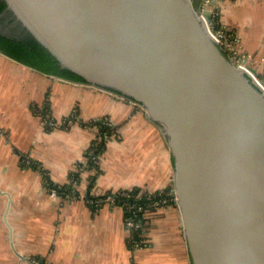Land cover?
I'll use <instances>...</instances> for the list:
<instances>
[{
    "label": "water",
    "instance_id": "obj_1",
    "mask_svg": "<svg viewBox=\"0 0 264 264\" xmlns=\"http://www.w3.org/2000/svg\"><path fill=\"white\" fill-rule=\"evenodd\" d=\"M4 1L61 67L162 130L193 264H264V90L218 43L216 1Z\"/></svg>",
    "mask_w": 264,
    "mask_h": 264
},
{
    "label": "crops",
    "instance_id": "obj_2",
    "mask_svg": "<svg viewBox=\"0 0 264 264\" xmlns=\"http://www.w3.org/2000/svg\"><path fill=\"white\" fill-rule=\"evenodd\" d=\"M215 4L220 28L233 30L264 78V0ZM43 107L44 117L37 110ZM75 107L77 121L44 123L50 116L60 123ZM101 118L115 126L116 135L98 166L73 183L77 192H172V152L139 104L0 52V264H193L178 206L151 218V247L132 250L120 205L105 202L95 210L85 199L51 195L50 186L70 184L76 164L101 141L99 128L87 125Z\"/></svg>",
    "mask_w": 264,
    "mask_h": 264
},
{
    "label": "trees",
    "instance_id": "obj_3",
    "mask_svg": "<svg viewBox=\"0 0 264 264\" xmlns=\"http://www.w3.org/2000/svg\"><path fill=\"white\" fill-rule=\"evenodd\" d=\"M6 6H7L6 2L4 0H0V13L6 8ZM217 26H219V24ZM24 34L25 35L21 38H15L0 33V50L3 53L13 58L23 63H26L30 66H33L35 68H38L46 73L54 74L72 81L86 82L85 78L80 74L68 68L61 67L55 56L52 55L47 48L42 46L37 40H35L29 34L27 33ZM38 109L41 110L44 114L48 110L47 107H43V109L37 108V110ZM91 124L98 125L99 137L100 135L104 137L105 134H108L110 139V137L116 135L115 126L112 123H110V121L108 120L106 123L103 121V118L96 119ZM109 139H101V141L95 142L92 145V147H95V151L92 154H89V159H90L89 165L83 170H76L72 177V181L73 180L78 181L81 178V175L84 170L92 169V167L98 166L97 160L99 158V155L103 152L104 148L106 147V143L108 142ZM58 187L61 189L75 188L72 182H70V184H65ZM126 191L131 194L129 198L120 195H116V196L119 201L131 200L132 202H137L143 205L144 211L139 214V218H138V220L141 222H144L145 220H151V218L158 216L159 213L162 211V209L166 208L167 206H175V207L178 206L175 197L171 195L170 189L163 191L161 196L156 197V199L158 198L167 199L165 203H162V205L159 204L158 206L148 205L147 196L145 195V193H149V192H142L140 188H136V187L129 188ZM108 194H116V192L110 191L109 193L103 196H94L89 192L87 196L92 198H103L106 197ZM142 224H143V228H145V224L144 223ZM137 237L138 239H144V237H147V230L146 233L144 234V229H141V232L137 234Z\"/></svg>",
    "mask_w": 264,
    "mask_h": 264
},
{
    "label": "built area",
    "instance_id": "obj_4",
    "mask_svg": "<svg viewBox=\"0 0 264 264\" xmlns=\"http://www.w3.org/2000/svg\"><path fill=\"white\" fill-rule=\"evenodd\" d=\"M213 12V11H212ZM218 23H215L214 20V14H213V24L211 29L215 30L214 35L218 41V43L222 46V48L224 49V51H226V53L228 54L229 57L233 58L234 62L238 63L239 66L244 69L253 79V81L255 83H257L263 90H264V78H262L259 74H257L253 69H252V65L249 62V60L247 59L246 55H244L238 48V43L237 41H235V36L233 37L232 35L228 34V31L225 30L224 28H218ZM116 93V92H115ZM117 97L120 98H126L118 93H116ZM127 99V98H126ZM41 115L46 116V114H44L43 112H40ZM107 122V120H106ZM44 123L46 125H49L50 127H59L62 125V123L57 122L56 120H54L53 118H46L44 120ZM101 139H109V135L105 134L104 137L102 135H100L99 140ZM90 154H92L95 151V147H91L90 148ZM90 163V159L89 157H87V159H83L82 160V164L83 166H81V169L83 170L84 168H86ZM74 182H76V180H74ZM50 190H51V195L53 197H59L61 196L64 199H70V198H79V197H83L85 198L90 204H99V207L106 203H114L117 204V196L116 195H120V196H124L126 198H129L131 196V194L129 192H116V194H109L107 195V197L104 198H92V197H88L87 194H82L80 192H77L76 188L73 189H68V188H64L61 189L56 185H52L50 186ZM163 192H153V193H145V195L148 197H150L151 199H153V206H158L159 204L162 205V203H165L167 201V199L165 198H158L156 199V197L161 196ZM124 209H126V213L128 214L127 219L130 221H134L135 225L133 222H130V224L132 226H130L132 228V236H135L136 242L138 245H143L146 246L149 244V242H147V240H143V239H138L137 237V232L139 231V227L137 226L136 223V219H135V214H139L140 210L142 209V206H136L131 204L130 202L124 200L122 205H121ZM129 212H131L132 214H130ZM141 221H139L140 223ZM141 227H142V223ZM138 227V228H137ZM141 232V229L140 231ZM38 264H45L42 262H38Z\"/></svg>",
    "mask_w": 264,
    "mask_h": 264
},
{
    "label": "rangeland",
    "instance_id": "obj_5",
    "mask_svg": "<svg viewBox=\"0 0 264 264\" xmlns=\"http://www.w3.org/2000/svg\"><path fill=\"white\" fill-rule=\"evenodd\" d=\"M212 1H216V0H212ZM216 3V2H215ZM215 3H213V4H211V7L213 8V14H214V20H215V23L217 22V23H219L220 22V10H219V8H215L216 7V5L217 4H215ZM222 24V23H221ZM221 26H223V25H221ZM218 28H220V26L218 27ZM222 28H225V27H222ZM225 30H226V28H225ZM233 31V30H232ZM232 31H228V34L229 35H232L233 37L235 36V41H237V43H238V48H239V50L242 52V50H241V47L239 46V37L236 35V34H234V32H232ZM5 32H7V33H13V32H11L9 29H7ZM243 54H244V52H242ZM244 55H246V54H244ZM248 59V58H247ZM106 90H108V89H106ZM108 91H110V92H112L113 94H115V96H116V93L114 92V91H111V90H108ZM121 97V96H120ZM124 99V98H123ZM50 116V115H49ZM51 118H52V116H50ZM68 117H69V119H68ZM79 119V117H78V114H77V108L75 107V108H73L72 109V112H71V114L69 115V116H67V117H65V118H63V120H61V123H62V125H64V124H66V123H70L71 121H77ZM93 121H95V120H90V121H88L87 122V125H91V127L92 126H94V127H97V128H99L98 127V125H93V124H91ZM103 121L104 122H106V118H104L103 119ZM107 123V122H106ZM98 142V141H97ZM92 147V146H91ZM90 147V148H91ZM90 149L88 150V155L87 156H85L84 158H82L76 165H77V170H82L81 169V166H83V164H82V160L83 159H87V157H89V154H90ZM75 172V171H74ZM74 172H73V175H74ZM72 183H74V180L72 181ZM127 189H122V190H117L116 192H119V191H122V192H127L126 191ZM109 195V194H108ZM107 197V196H106ZM74 198V197H73ZM79 198H81V197H79ZM104 198V197H103ZM82 199H85V198H83L82 197ZM154 199V198H153ZM153 199H151L149 196L147 197V203H148V205L149 206H153L152 205V203H153ZM86 200V199H85ZM87 201V200H86ZM126 201H128V202H130L131 204H133V205H136V206H142V209L140 210V212H139V214L140 213H142L143 211H144V209H143V205L142 204H139V203H137V202H132L131 200H126ZM88 202V201H87ZM117 204L116 205H122V203H123V201H119L118 199H117ZM88 204H90L89 202H88ZM90 205H92V206H94L95 207V210H98L100 207H99V204L97 205V204H90ZM122 207V206H121ZM123 208V207H122ZM124 209V208H123ZM146 210V209H145ZM126 211V209H124V212ZM130 214H132L131 212H129ZM139 214H135V219H136V223H137V226L139 227V231H140V229H144V234L146 233V230H147V237H144V239L143 240H147V242H149V244L148 245H146V246H143V245H138L137 244V242H136V239H135V236H132V228L130 227V226H132L131 224H130V222H133L134 223V225H135V222L134 221H130V220H128L127 219V217H128V214L125 212V225H126V229H128V236H127V241H128V246L132 249V250H138V249H141V248H149V247H151V245H152V241H151V238H150V235H149V227H150V225H149V222H150V220H145L144 222H140V223H144L145 224V228H143V224H142V227H141V224L139 223V220H138V218H139ZM137 227V228H138ZM139 231L136 233V234H138L139 233ZM140 240V239H139Z\"/></svg>",
    "mask_w": 264,
    "mask_h": 264
},
{
    "label": "flooded vegetation",
    "instance_id": "obj_6",
    "mask_svg": "<svg viewBox=\"0 0 264 264\" xmlns=\"http://www.w3.org/2000/svg\"><path fill=\"white\" fill-rule=\"evenodd\" d=\"M7 29L14 34H19L21 37L25 35L20 24L5 8L0 14V32H5Z\"/></svg>",
    "mask_w": 264,
    "mask_h": 264
},
{
    "label": "bare ground",
    "instance_id": "obj_7",
    "mask_svg": "<svg viewBox=\"0 0 264 264\" xmlns=\"http://www.w3.org/2000/svg\"><path fill=\"white\" fill-rule=\"evenodd\" d=\"M210 10H213V8H209Z\"/></svg>",
    "mask_w": 264,
    "mask_h": 264
}]
</instances>
